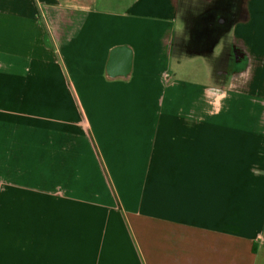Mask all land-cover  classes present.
<instances>
[{
  "label": "crops",
  "instance_id": "crops-1",
  "mask_svg": "<svg viewBox=\"0 0 264 264\" xmlns=\"http://www.w3.org/2000/svg\"><path fill=\"white\" fill-rule=\"evenodd\" d=\"M260 236L264 0H0V264H264Z\"/></svg>",
  "mask_w": 264,
  "mask_h": 264
},
{
  "label": "rangeland",
  "instance_id": "rangeland-1",
  "mask_svg": "<svg viewBox=\"0 0 264 264\" xmlns=\"http://www.w3.org/2000/svg\"><path fill=\"white\" fill-rule=\"evenodd\" d=\"M190 75H188L186 78H188L189 80H193V78H195V77H193V75L192 74H194V73H189ZM202 75H204L203 73L202 74H198L197 75V78H198V80H200L199 78H201L200 76H202ZM191 76V77H190ZM259 241H260V243H261V245H262V248H263V250L261 251V255L260 256H264V236H260V238H259Z\"/></svg>",
  "mask_w": 264,
  "mask_h": 264
}]
</instances>
